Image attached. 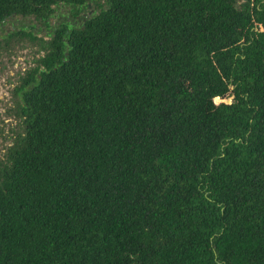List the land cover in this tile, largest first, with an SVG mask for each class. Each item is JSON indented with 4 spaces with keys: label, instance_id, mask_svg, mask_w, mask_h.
I'll list each match as a JSON object with an SVG mask.
<instances>
[{
    "label": "trees",
    "instance_id": "1",
    "mask_svg": "<svg viewBox=\"0 0 264 264\" xmlns=\"http://www.w3.org/2000/svg\"><path fill=\"white\" fill-rule=\"evenodd\" d=\"M56 24L18 78L0 264H264V0H0Z\"/></svg>",
    "mask_w": 264,
    "mask_h": 264
},
{
    "label": "rangeland",
    "instance_id": "2",
    "mask_svg": "<svg viewBox=\"0 0 264 264\" xmlns=\"http://www.w3.org/2000/svg\"><path fill=\"white\" fill-rule=\"evenodd\" d=\"M94 4L74 13L71 6L64 3L52 6L48 22L35 16L13 13L0 20V161L6 147L19 130L18 119L12 113L14 89L18 78L27 68L35 65L42 53L38 43L29 38V33L48 37L56 24L69 22L79 26L84 17L95 11Z\"/></svg>",
    "mask_w": 264,
    "mask_h": 264
},
{
    "label": "flooded vegetation",
    "instance_id": "3",
    "mask_svg": "<svg viewBox=\"0 0 264 264\" xmlns=\"http://www.w3.org/2000/svg\"><path fill=\"white\" fill-rule=\"evenodd\" d=\"M89 5V4H88Z\"/></svg>",
    "mask_w": 264,
    "mask_h": 264
}]
</instances>
